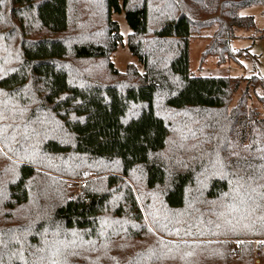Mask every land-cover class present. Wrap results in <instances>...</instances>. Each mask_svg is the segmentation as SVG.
Here are the masks:
<instances>
[{
  "label": "trees",
  "instance_id": "1",
  "mask_svg": "<svg viewBox=\"0 0 264 264\" xmlns=\"http://www.w3.org/2000/svg\"><path fill=\"white\" fill-rule=\"evenodd\" d=\"M183 1L0 0V15L7 10L16 19L20 51L17 67L0 75V91L13 95L26 87L42 90L49 111L72 138L65 143L43 137L38 147L42 155L115 160L123 177L142 167L145 188L162 190L160 206L151 208V202L145 209L158 234L144 223L134 192L116 175L108 177L107 186L118 187L122 196L110 214L116 221L128 218V226L101 233L110 209L108 191L62 200L50 212V224L33 218L19 223L13 213L30 200L28 183L36 175L35 166L50 165L38 161L29 147L15 152L4 145L0 133L5 152L20 161L13 163L0 152L6 172L0 180V264H62V256L68 255L64 248L44 252L49 239L39 233L47 228L79 235L70 252L78 262L71 264L96 263L79 250L97 247L110 254V243L120 238L135 246L146 244L122 264H264V109L260 113L248 106L247 88L229 109L241 81L264 89V78L195 76L188 60L189 38L212 25H217L214 38L223 41L203 54L226 59L233 29L254 25L253 17L239 14V9L258 4L264 14V0H199L200 9L195 0L185 6ZM122 11L130 28L128 49L144 69L141 75L130 64L125 82H119L110 59L122 41L112 14ZM74 76L84 81L74 82ZM164 83L174 85L165 97L166 107L203 115L185 126L180 115L170 123L159 114L156 96L161 86L167 88ZM258 97L264 108V94ZM131 107L139 110L127 117ZM170 136L179 152L165 162L158 155ZM199 172L208 177L196 197L190 188ZM227 239L238 241L235 250L233 243L223 241Z\"/></svg>",
  "mask_w": 264,
  "mask_h": 264
},
{
  "label": "rangeland",
  "instance_id": "2",
  "mask_svg": "<svg viewBox=\"0 0 264 264\" xmlns=\"http://www.w3.org/2000/svg\"><path fill=\"white\" fill-rule=\"evenodd\" d=\"M182 3L185 6V4H188V0H184ZM201 4L199 0H195L196 9H200ZM153 6L155 7V5ZM6 11L0 15V75L7 73L14 67L16 68L20 61L16 19L7 14ZM238 13L252 16L254 25L250 28L235 27L233 29V36L229 38L231 53L229 56L226 55V59L223 61H220L218 56L213 55V53L203 54L209 47L215 49L223 41L222 37L214 38L213 36L217 25L205 28L201 33L194 34L189 38V70L193 75L233 78H249L256 75L264 78V14L262 7L258 4L250 5L239 9ZM112 18L118 24L122 41L119 42L115 51L111 53L110 59L113 66L118 70L119 82H125L128 80L125 74L128 72L127 69L130 64L134 65L141 75H143L144 69L128 49L126 40L127 35L130 33V28L126 22L124 12H114ZM159 65L162 67V63ZM73 80L74 82L84 81L82 77L75 76ZM172 82L173 80L170 83ZM252 82L258 85L255 81ZM164 85L167 88L160 87L161 89L156 96V106L157 112L164 115L170 123H173L174 118L180 115L185 126H189L190 123L196 122L197 117L203 115V112H193L191 110L174 111L166 107L164 104L165 97L167 93L173 92L174 85L172 88L169 87L171 84L164 83ZM245 90L247 91L248 106L256 108L260 113H263L264 108L258 97L264 94L263 87L260 85L253 86L244 81H241L238 88L232 93L229 109L236 104ZM42 97V90H33L30 87L20 89L19 92L13 95L0 91V133L3 134L2 140L4 139V145H10L8 147H11L15 152L20 150L22 152L29 147L37 153L36 158L38 161L47 162L50 165L47 168H44L39 163L35 166L36 175L28 183L30 200L28 204L14 211L13 220L19 223H30L32 222L30 218H33L38 221L42 219L45 223L50 224V212L62 200L76 197L87 191H108L111 195L110 209L104 215L101 222V233L106 235L110 230L116 229L119 225L128 226L131 223L128 218H120V220L116 221L110 214V210L120 203L122 196V190H119L118 187L108 188L107 186L108 177L116 175L121 177L124 180L123 184L134 192L137 202L144 213V223H146L152 232H155V228L151 226L145 215L146 203H154L151 208L157 209L160 206L162 190L150 192L145 188L142 167H136L130 172L128 177H123L117 171L115 160L96 159L76 154L42 155L38 147L43 137H55L65 143H70L72 140L70 133H68L54 114L49 111ZM138 110V107H131L127 117L135 115ZM40 120H42V123L36 122ZM34 142L35 144L32 148L31 145ZM176 150L175 139L173 136H170L166 150L158 156L166 162L170 155L172 157L176 153ZM0 152L5 159H9L16 164L20 163L18 156H12L9 152H5L1 143ZM56 168H58L57 171H55ZM5 173L0 163V180L5 178ZM207 177L202 172L198 173L196 181L190 188L192 196L197 197L199 192L206 186ZM155 233L158 234L157 232ZM39 236L49 239V242L47 241L44 246V248L46 247L44 249L46 255L59 253L56 250L58 246L64 248L63 252L68 254L62 256V264L78 262L70 254V252L75 251L73 248L76 247L74 244L79 240L78 234H64L57 230H48L47 228L42 230ZM223 241H227L230 244L238 242L231 239ZM110 244V254H105L96 247L92 252L79 250V255L97 261L90 264H122L121 262L126 260V256L132 253L136 254L139 250L146 247L145 243L135 246L134 242L124 238H120L115 242L112 241ZM47 247L49 249L46 252ZM255 263L257 264L258 262Z\"/></svg>",
  "mask_w": 264,
  "mask_h": 264
},
{
  "label": "built area",
  "instance_id": "3",
  "mask_svg": "<svg viewBox=\"0 0 264 264\" xmlns=\"http://www.w3.org/2000/svg\"><path fill=\"white\" fill-rule=\"evenodd\" d=\"M259 242H260V241L255 240V246H256V247L259 246ZM261 242L264 243V240H262ZM232 249H233V250L236 249V243L234 244V242H233V245H232ZM255 254L257 255V251L255 252ZM256 262H257V260H256Z\"/></svg>",
  "mask_w": 264,
  "mask_h": 264
},
{
  "label": "snow or ice",
  "instance_id": "4",
  "mask_svg": "<svg viewBox=\"0 0 264 264\" xmlns=\"http://www.w3.org/2000/svg\"><path fill=\"white\" fill-rule=\"evenodd\" d=\"M225 195H227V194H225Z\"/></svg>",
  "mask_w": 264,
  "mask_h": 264
}]
</instances>
